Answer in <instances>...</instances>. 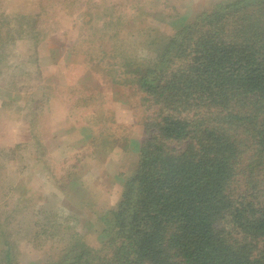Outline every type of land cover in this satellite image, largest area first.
I'll list each match as a JSON object with an SVG mask.
<instances>
[{
  "label": "trees",
  "instance_id": "trees-1",
  "mask_svg": "<svg viewBox=\"0 0 264 264\" xmlns=\"http://www.w3.org/2000/svg\"><path fill=\"white\" fill-rule=\"evenodd\" d=\"M37 22L36 14L16 18V34H32L34 47ZM152 51L140 63L110 56L111 72L140 94L145 137L117 136L110 125L91 134L99 154L108 144L112 153L136 152L98 241L42 223L36 236L62 234L65 242L41 264H264V0H224ZM74 161L59 185L86 173L81 157ZM79 186L76 196L88 195ZM4 225L0 264H13Z\"/></svg>",
  "mask_w": 264,
  "mask_h": 264
},
{
  "label": "rangeland",
  "instance_id": "rangeland-1",
  "mask_svg": "<svg viewBox=\"0 0 264 264\" xmlns=\"http://www.w3.org/2000/svg\"><path fill=\"white\" fill-rule=\"evenodd\" d=\"M222 1H34L36 29L45 38L34 47L33 58H12L19 63L32 59L33 71L17 65L12 71L0 72V224L4 219L8 225L3 227L13 264H41L65 242L62 234L36 236L42 223L47 231L55 224L69 225L94 245L102 229L100 218L119 196L122 176L128 175L126 167L136 152L121 149L112 153L108 144L99 154L91 134L110 125L117 136L127 133L141 140L145 108L135 87L122 80L118 69L111 72L117 66H111L110 56L121 63L126 56L138 63L153 58L152 50L176 26L191 22ZM93 3L98 4L96 8ZM6 6L10 9L12 4ZM143 8L162 12L169 24L137 10ZM166 12L176 16L172 23L173 17L167 18ZM108 16L112 22L103 29L102 20ZM47 47H57V51L47 54ZM21 48L23 52L28 45L25 48L22 43ZM96 64L100 69H95ZM26 139L28 145L22 142L20 152L15 145ZM84 142L87 145L81 147ZM80 157V169L86 173L74 185L54 183V176L62 178ZM31 162L36 168L26 170L32 174L30 183L17 182L15 167ZM45 168L52 177L43 174ZM79 184L88 193L83 198L76 196ZM3 245L0 238V254Z\"/></svg>",
  "mask_w": 264,
  "mask_h": 264
},
{
  "label": "crops",
  "instance_id": "crops-1",
  "mask_svg": "<svg viewBox=\"0 0 264 264\" xmlns=\"http://www.w3.org/2000/svg\"><path fill=\"white\" fill-rule=\"evenodd\" d=\"M34 1L35 0H0V72H2L6 68H9L12 71L14 66L16 67L17 65L28 68L29 72L33 71L34 61L32 59H26L24 60L23 63H19L17 61L15 62L12 58L16 56H22V57L24 56L27 58L29 55L33 58L32 56L34 54L33 35L30 33L27 34V32H18L19 34H16V29H17L16 18L19 15L20 16H28V15L33 16ZM7 3L12 4L10 9L7 8L6 6ZM57 8H58V5L56 2V9ZM41 36L42 35L40 34V36L38 37L40 38L39 43L43 41V39L41 40ZM22 43L25 48H26V44L28 45V49L26 48L23 52L21 48ZM51 49L52 50L56 49L57 51V47L56 48L47 47V50H46L47 54L51 52ZM6 64H8V66H5ZM15 100H17V98ZM14 123L18 126L17 121H14ZM28 141L29 140L27 139L24 141H20L15 145V147L21 152L22 149L20 148H21L22 142H25L24 144H26L27 146ZM61 164L63 165V162ZM1 165L2 164L0 163V167H3ZM33 165H34L33 162H31L29 166L28 164H26L25 166H21L20 164H18V166L15 167L18 173L17 182H20L22 184L26 182L30 183L32 179V174L31 173L28 174L26 170H28V167H32ZM38 167H40V170H41L42 165ZM33 168L35 169L36 166H33ZM44 171H43V174L46 175V177L48 176L52 177L50 174H48V168H45ZM58 180H59V176H54V183L58 184Z\"/></svg>",
  "mask_w": 264,
  "mask_h": 264
}]
</instances>
